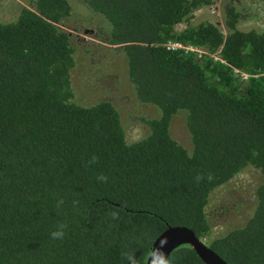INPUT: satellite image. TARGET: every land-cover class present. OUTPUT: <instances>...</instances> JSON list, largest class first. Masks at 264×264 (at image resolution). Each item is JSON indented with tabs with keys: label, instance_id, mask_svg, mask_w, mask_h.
Here are the masks:
<instances>
[{
	"label": "trees",
	"instance_id": "trees-1",
	"mask_svg": "<svg viewBox=\"0 0 264 264\" xmlns=\"http://www.w3.org/2000/svg\"><path fill=\"white\" fill-rule=\"evenodd\" d=\"M79 1L104 20L103 42L121 53L136 99L158 116L126 143L109 102L73 101L66 0H32L0 23V264H127L124 252L145 264L154 239L173 226L226 264H264V33L239 30L232 6L223 9L224 32L186 23L212 0ZM177 112L190 151L169 136ZM92 155L99 160L88 167ZM246 167L261 176L254 210L210 239L208 197ZM198 173L214 179L197 183ZM116 209L119 220L109 215ZM60 223L66 235L54 241ZM168 256L202 264L187 245Z\"/></svg>",
	"mask_w": 264,
	"mask_h": 264
},
{
	"label": "rangeland",
	"instance_id": "rangeland-1",
	"mask_svg": "<svg viewBox=\"0 0 264 264\" xmlns=\"http://www.w3.org/2000/svg\"><path fill=\"white\" fill-rule=\"evenodd\" d=\"M31 1L0 0V23L13 21L20 7L28 8ZM66 1L70 6V16L63 27L69 33L73 48L74 65L70 71L73 101L81 106L109 102L118 113L125 142L141 139L148 133L144 121L155 119L158 110L136 99L127 80L123 56L104 43L108 31L104 20L79 0ZM227 6H232L240 15L239 30L264 33V0H212L210 6L194 11L186 23L195 25L208 22L224 32L223 9ZM184 25H177V29ZM168 132L178 145L186 151L191 150L182 112H177L171 118ZM260 182L259 172L246 167L210 193L205 207L211 228L210 239L239 228L246 222L254 210V192Z\"/></svg>",
	"mask_w": 264,
	"mask_h": 264
},
{
	"label": "clouds",
	"instance_id": "clouds-1",
	"mask_svg": "<svg viewBox=\"0 0 264 264\" xmlns=\"http://www.w3.org/2000/svg\"><path fill=\"white\" fill-rule=\"evenodd\" d=\"M99 158L95 155H92L88 161L86 162V166L91 167L92 165H95L98 163ZM96 179L100 183H107L108 182V176L104 174H99L97 175ZM195 181L197 183H200L203 180H207L208 182H211L214 177L211 173L207 174V176H204L202 174H197L195 176ZM64 204V201L58 200L56 203L57 209H60L61 206ZM78 204V201H73V206L75 207ZM119 209L113 210L109 213L111 219L113 220H119L120 215H119ZM66 228L67 225L65 223H60L56 226L55 230L50 233V237L52 240H63L65 235H66ZM167 241L162 240L159 244V246L152 247L148 253V264H171L170 258L168 254H166L163 249L166 245ZM135 252H124L122 253L123 258L127 261V264H141V261L139 258H137L134 255Z\"/></svg>",
	"mask_w": 264,
	"mask_h": 264
},
{
	"label": "water",
	"instance_id": "water-1",
	"mask_svg": "<svg viewBox=\"0 0 264 264\" xmlns=\"http://www.w3.org/2000/svg\"><path fill=\"white\" fill-rule=\"evenodd\" d=\"M162 240L167 241L163 251L168 255L177 247L187 245L193 250L202 264H226L212 250L206 247L203 242L197 240L191 230L185 227H167L154 239L151 248L159 246ZM145 264H148V257L145 260Z\"/></svg>",
	"mask_w": 264,
	"mask_h": 264
},
{
	"label": "built area",
	"instance_id": "built-area-1",
	"mask_svg": "<svg viewBox=\"0 0 264 264\" xmlns=\"http://www.w3.org/2000/svg\"><path fill=\"white\" fill-rule=\"evenodd\" d=\"M166 49H183L184 51H190V52H195V53H201L199 50L192 48V47H182L178 43H167L165 44ZM234 74H239L237 70L233 69ZM241 79H245L246 75L240 74Z\"/></svg>",
	"mask_w": 264,
	"mask_h": 264
}]
</instances>
